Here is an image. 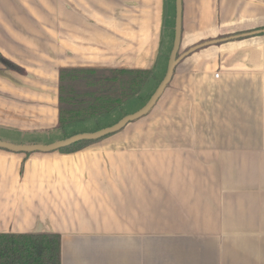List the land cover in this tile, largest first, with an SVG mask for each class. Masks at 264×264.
<instances>
[{"label":"crops","instance_id":"crops-1","mask_svg":"<svg viewBox=\"0 0 264 264\" xmlns=\"http://www.w3.org/2000/svg\"><path fill=\"white\" fill-rule=\"evenodd\" d=\"M167 3L0 0L12 63L0 59V126L61 136V68L152 69L173 42ZM263 28L264 0H182L181 44ZM198 51L193 63L210 56L211 169L191 148L206 138L0 148V232L58 233L60 264H264V31Z\"/></svg>","mask_w":264,"mask_h":264},{"label":"rangeland","instance_id":"rangeland-1","mask_svg":"<svg viewBox=\"0 0 264 264\" xmlns=\"http://www.w3.org/2000/svg\"><path fill=\"white\" fill-rule=\"evenodd\" d=\"M173 6V0H168L165 21L167 26L169 25L170 27L169 31L173 27L175 18ZM170 34L171 31L169 36ZM168 38L169 40H165V38L162 41L161 54L157 61V65L152 67L153 77L146 82L139 96H134L128 99L121 106L114 108V110L108 113L74 122L66 128V134L72 132H94L114 124L124 115L141 108L165 74L173 43L171 37ZM206 39H210V36L196 40L191 45L202 42ZM189 46L190 45H186L183 42L180 46L179 53L187 50ZM196 51H198V49ZM196 51L185 56L177 64L173 79L170 81L167 89H165V92H163L153 109L140 118L129 122V124L119 131L113 132L102 139L130 138L134 143L146 144L152 141L151 139L159 137L167 139L206 138V140H201L199 145L191 148L192 150H195L194 152L204 155L203 158H200L203 162L200 161L199 168L211 169V156H205L207 153H210V78H206L207 74L210 72V56L193 63L195 61L192 57L195 56ZM213 58L214 57L212 56L211 59ZM202 73H204L203 77L201 76ZM57 133L56 130L23 132L0 126V138L11 142H37L47 144L60 136L56 135ZM66 134H62L59 137V140L63 139ZM100 140L91 144L99 143ZM201 143H209V145L204 146L201 145ZM214 157H216V155H214ZM217 166L218 169L222 170L221 164L220 167L219 164ZM253 169L254 168L248 165V174H251ZM218 180L219 179H216V185ZM200 181H202V179H200ZM220 181H222V179H220Z\"/></svg>","mask_w":264,"mask_h":264},{"label":"trees","instance_id":"trees-1","mask_svg":"<svg viewBox=\"0 0 264 264\" xmlns=\"http://www.w3.org/2000/svg\"><path fill=\"white\" fill-rule=\"evenodd\" d=\"M0 59L12 66L1 55ZM152 77L153 70L147 68H61L58 128L66 134V128L74 122L114 110L128 99L139 96ZM77 133L66 134L64 138ZM103 137L78 140L58 150L75 152ZM0 264H60V235L54 232H0Z\"/></svg>","mask_w":264,"mask_h":264},{"label":"water","instance_id":"water-1","mask_svg":"<svg viewBox=\"0 0 264 264\" xmlns=\"http://www.w3.org/2000/svg\"><path fill=\"white\" fill-rule=\"evenodd\" d=\"M262 31H264V28L256 30V31H252L250 33L248 32V33H243L240 35L239 34L232 35L230 37L213 38V39L205 40V41L196 43L190 46L187 50L183 51L182 53H179V49H180L181 41H182V0H175L174 37H173L172 48L169 54V59H168L167 66H166V71L162 79L158 83L157 87L155 88V90L153 91L149 99L147 100V102L141 108H139L138 110L132 113L124 115L114 124L108 127H104L99 130H96L94 132L77 133L67 138L60 139L58 141H55L53 143L46 144V145H43V144H14V143L0 140V148H6L12 151H22V152H33V151L48 152V151L57 150L63 146H67L78 140L99 139L103 136L119 131L124 126H126L129 122H132L140 118L144 114L148 113L155 106L156 102L159 100L162 93L164 92L168 84L170 83L177 64L185 56L196 51L197 49H200L210 44H216V43L222 42L226 40L227 38H232V37L237 38L239 36H248L251 34L262 32Z\"/></svg>","mask_w":264,"mask_h":264},{"label":"built area","instance_id":"built-area-1","mask_svg":"<svg viewBox=\"0 0 264 264\" xmlns=\"http://www.w3.org/2000/svg\"><path fill=\"white\" fill-rule=\"evenodd\" d=\"M218 75H219V72H216V73H215V76L218 77Z\"/></svg>","mask_w":264,"mask_h":264}]
</instances>
